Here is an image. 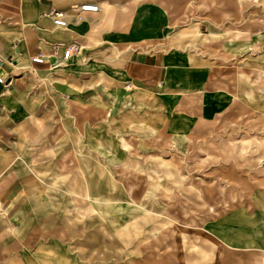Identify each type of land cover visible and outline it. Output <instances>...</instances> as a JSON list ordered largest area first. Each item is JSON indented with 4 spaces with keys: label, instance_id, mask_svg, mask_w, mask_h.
<instances>
[{
    "label": "crops",
    "instance_id": "crops-1",
    "mask_svg": "<svg viewBox=\"0 0 264 264\" xmlns=\"http://www.w3.org/2000/svg\"><path fill=\"white\" fill-rule=\"evenodd\" d=\"M95 1L97 12L78 13L74 7L91 1L0 0V264H60L43 237L50 231L44 183L36 197H21L33 182L22 173L49 165L26 162L33 150L4 147L23 129L69 120L87 153L107 157L161 131L186 134L231 106L236 90H252L236 65L264 41L262 32L173 30L156 2L124 10ZM54 10L65 12V27L53 23ZM72 44L78 49L63 58ZM253 197L255 209L235 207L224 218V236L237 249L264 247V189Z\"/></svg>",
    "mask_w": 264,
    "mask_h": 264
},
{
    "label": "rangeland",
    "instance_id": "rangeland-1",
    "mask_svg": "<svg viewBox=\"0 0 264 264\" xmlns=\"http://www.w3.org/2000/svg\"><path fill=\"white\" fill-rule=\"evenodd\" d=\"M98 1L124 10L156 2L173 30L264 36V0ZM244 57L236 67L249 75L245 85L253 91L236 90L231 106L186 134L161 131L128 141L130 149L112 156H92L83 134L62 120L23 129L4 146L33 150L26 162L49 165L22 173L33 182L21 197H36L44 183L50 255L60 264H264V247H233L223 226L235 207L255 209L253 194L264 189V41Z\"/></svg>",
    "mask_w": 264,
    "mask_h": 264
},
{
    "label": "built area",
    "instance_id": "built-area-1",
    "mask_svg": "<svg viewBox=\"0 0 264 264\" xmlns=\"http://www.w3.org/2000/svg\"><path fill=\"white\" fill-rule=\"evenodd\" d=\"M74 9L75 10L77 9L78 13L79 12H97L99 10L97 7V4H95L94 2L83 3L79 6L74 7ZM50 16L52 18L53 23L57 27H65L67 25L65 12H63L61 10H54L51 12ZM77 49H78V47L75 44L67 46L64 49L63 58L67 59L69 57V55ZM34 60L35 61H42V58L36 57V58H34ZM0 82H5V78H3L1 75H0Z\"/></svg>",
    "mask_w": 264,
    "mask_h": 264
},
{
    "label": "bare ground",
    "instance_id": "bare-ground-1",
    "mask_svg": "<svg viewBox=\"0 0 264 264\" xmlns=\"http://www.w3.org/2000/svg\"><path fill=\"white\" fill-rule=\"evenodd\" d=\"M83 3H87V2H83ZM83 3H81V4H83ZM96 4V3H95ZM97 7H98V9H99V6H98V4H97Z\"/></svg>",
    "mask_w": 264,
    "mask_h": 264
}]
</instances>
